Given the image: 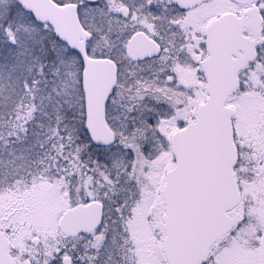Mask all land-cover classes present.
Segmentation results:
<instances>
[{
  "label": "snow or ice",
  "instance_id": "snow-or-ice-1",
  "mask_svg": "<svg viewBox=\"0 0 264 264\" xmlns=\"http://www.w3.org/2000/svg\"><path fill=\"white\" fill-rule=\"evenodd\" d=\"M0 264H264V0H0Z\"/></svg>",
  "mask_w": 264,
  "mask_h": 264
}]
</instances>
